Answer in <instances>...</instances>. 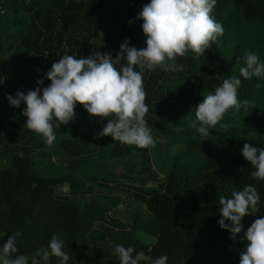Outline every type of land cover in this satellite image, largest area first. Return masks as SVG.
I'll return each instance as SVG.
<instances>
[{
    "label": "trees",
    "instance_id": "obj_1",
    "mask_svg": "<svg viewBox=\"0 0 264 264\" xmlns=\"http://www.w3.org/2000/svg\"><path fill=\"white\" fill-rule=\"evenodd\" d=\"M149 2L0 0V243L19 233L17 255H34L57 234L69 264H119L111 254L116 244L153 258L167 255L168 264H240L247 243L240 237L264 217V181L251 176L255 169L241 148L245 142L264 147V138L250 126L215 127L203 140L192 124L198 123L196 106L204 95L245 66L255 28L264 26V0H217L213 16L224 34L205 56L194 58L189 51L177 56L176 71H145L146 119L155 137L150 148L97 136L107 118L90 117L77 102L76 118L55 129L68 165L56 166L54 173L52 154H38L54 144L28 130L26 105L15 108L7 99L18 90H35L41 78L40 87H47V71L64 54L80 58L99 50L115 57L126 39L146 47L143 20L136 17ZM240 79L238 97L248 103L253 80ZM184 106L185 128L179 130L183 122L175 124L171 112ZM160 134L169 137L165 145ZM175 147L178 158L168 166L166 153ZM197 156L203 164L194 169ZM249 184L261 195V212L245 216L244 229L231 239L217 222L219 199ZM56 262L50 256L48 264Z\"/></svg>",
    "mask_w": 264,
    "mask_h": 264
},
{
    "label": "clouds",
    "instance_id": "obj_2",
    "mask_svg": "<svg viewBox=\"0 0 264 264\" xmlns=\"http://www.w3.org/2000/svg\"><path fill=\"white\" fill-rule=\"evenodd\" d=\"M216 4L217 0H150L136 17L143 20L146 47L138 49L126 39L115 57L99 50L80 58L64 54L47 71L46 78L51 81L47 87H40L44 84L41 78L35 90L27 93L18 90L15 97L9 95L7 99L15 108L26 105L23 108L26 127L40 135L49 146L57 139L55 129L76 118L79 102L90 117L107 118L97 136H111L123 145L150 148L155 144V137L146 119L149 106L144 73L157 67L165 72L176 71L177 56L183 57L189 51L195 54L194 58L205 56L224 34L222 24L213 16ZM244 60L245 66L240 68L239 76L225 78L221 86L204 95L203 101L196 106L198 123H193L192 127L203 140L211 135V130L230 109L239 112L247 107V101L238 97L240 77L264 78V62L257 52L246 50ZM3 82L0 79V83ZM241 152L255 169L251 176L264 181V147L245 142ZM63 191L68 194L69 187L66 185ZM219 205L221 218L217 222L221 228L229 230L231 239H236L244 229V217L261 212V195L249 184L240 191H233L230 198L221 196ZM18 236L19 233H14L6 243H0V264H48L50 256L57 258L56 264H69L71 257L59 235L53 234L47 248L32 256L17 255ZM240 239L247 241L240 264H264V217L255 219ZM111 254L119 264L169 262L167 255L153 258L144 251L137 252L121 244H116Z\"/></svg>",
    "mask_w": 264,
    "mask_h": 264
},
{
    "label": "rangeland",
    "instance_id": "obj_3",
    "mask_svg": "<svg viewBox=\"0 0 264 264\" xmlns=\"http://www.w3.org/2000/svg\"><path fill=\"white\" fill-rule=\"evenodd\" d=\"M252 51H255L259 54L260 59L262 62H264V26L259 25V27L255 28V41L252 44ZM253 84H254V96L250 102L247 103V107H242L239 112H234L232 109L228 112V115L230 117L229 121L226 120V115L224 118L216 125V127L220 128H226V127H232V128H240V127H246L250 126L252 128L257 129L259 132L256 133L258 137L264 138V78H257L253 77ZM188 109L184 107L177 108V110H173L172 118H175V124L176 121L183 123H178L179 130L184 129V120H183V114L182 113H188ZM167 127L171 128V124L167 123ZM168 138L166 135L160 134V137H158L161 144H166L168 142ZM54 147L49 149H42L38 151V154H42L43 152H49L51 153V161L54 164L53 172L56 171V166L58 165H68V160L62 151V148L59 146L58 143L54 142ZM50 150V151H49ZM178 150L179 147L173 148L170 152L168 151L166 154H168L166 159L164 160V164L172 165L174 162H176L178 158ZM153 153L155 151L153 150ZM154 157H157L156 154H154ZM201 164H203V160L200 156H197L194 159L193 168L195 169V165L198 167ZM55 173V172H54ZM64 189V188H62ZM122 209L124 207H121Z\"/></svg>",
    "mask_w": 264,
    "mask_h": 264
}]
</instances>
